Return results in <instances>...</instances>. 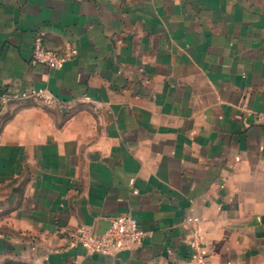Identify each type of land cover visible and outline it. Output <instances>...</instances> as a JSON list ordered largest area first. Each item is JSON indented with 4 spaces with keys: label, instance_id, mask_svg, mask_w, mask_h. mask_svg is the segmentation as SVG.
<instances>
[{
    "label": "crops",
    "instance_id": "1",
    "mask_svg": "<svg viewBox=\"0 0 264 264\" xmlns=\"http://www.w3.org/2000/svg\"><path fill=\"white\" fill-rule=\"evenodd\" d=\"M0 264H264V0H0Z\"/></svg>",
    "mask_w": 264,
    "mask_h": 264
},
{
    "label": "built area",
    "instance_id": "2",
    "mask_svg": "<svg viewBox=\"0 0 264 264\" xmlns=\"http://www.w3.org/2000/svg\"><path fill=\"white\" fill-rule=\"evenodd\" d=\"M76 53L77 50L73 46L66 47L62 52L49 50L44 44L42 32L34 33L30 40L29 60L32 63L60 68ZM38 94L46 102L53 103V98L42 94L41 90ZM110 223L109 228L101 234H93L84 227L72 230L68 235V244L70 246H83L88 250L113 256L131 249L133 245L139 243L147 235V232L140 228L138 220L129 213L113 217ZM198 239V232L195 231L193 243L196 244Z\"/></svg>",
    "mask_w": 264,
    "mask_h": 264
}]
</instances>
